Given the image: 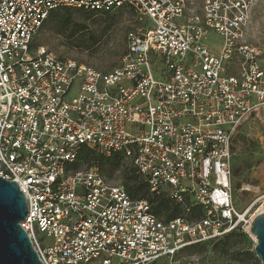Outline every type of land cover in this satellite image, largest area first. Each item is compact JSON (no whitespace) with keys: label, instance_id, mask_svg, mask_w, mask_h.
<instances>
[{"label":"built area","instance_id":"1","mask_svg":"<svg viewBox=\"0 0 264 264\" xmlns=\"http://www.w3.org/2000/svg\"><path fill=\"white\" fill-rule=\"evenodd\" d=\"M252 6L0 0V177L25 195L22 227L42 264H199L181 254L250 231L264 209L236 206L231 148L264 114V50L245 40ZM62 8H127L149 25L128 34L122 65L105 73L35 46ZM84 146L120 154L152 193L202 216L165 222L99 168L76 170Z\"/></svg>","mask_w":264,"mask_h":264},{"label":"rangeland","instance_id":"2","mask_svg":"<svg viewBox=\"0 0 264 264\" xmlns=\"http://www.w3.org/2000/svg\"><path fill=\"white\" fill-rule=\"evenodd\" d=\"M189 3L191 10L201 14L203 0H189ZM64 10L59 12L62 14ZM72 14L69 26L63 28L60 22L47 20L34 39L35 46L46 47L61 59H70L105 73L122 65L129 47L128 34L149 25L127 8L109 14L86 11ZM249 24L245 31L246 42L264 50V0H253ZM237 133L231 148L234 202L239 210L249 209L250 215H254L264 209V114L261 118L253 116L246 120ZM120 161L117 168L109 164L97 166L79 163L75 169L83 171L99 168L109 183L132 186L127 176L134 169L130 162L123 159ZM171 213L172 210L169 215ZM162 214L163 219H166L168 214ZM181 216L191 219V215ZM234 241L238 243L236 246H233ZM226 242L230 245L226 246ZM256 245L249 231L246 236L229 240L225 236L207 244L196 245L184 251L181 258L196 259L199 264H261L254 254Z\"/></svg>","mask_w":264,"mask_h":264},{"label":"water","instance_id":"3","mask_svg":"<svg viewBox=\"0 0 264 264\" xmlns=\"http://www.w3.org/2000/svg\"><path fill=\"white\" fill-rule=\"evenodd\" d=\"M27 214L23 191L15 182L0 177V264H42L22 227ZM250 233L257 242L254 254L264 264V213L253 219Z\"/></svg>","mask_w":264,"mask_h":264},{"label":"trees","instance_id":"4","mask_svg":"<svg viewBox=\"0 0 264 264\" xmlns=\"http://www.w3.org/2000/svg\"><path fill=\"white\" fill-rule=\"evenodd\" d=\"M63 9V8H62ZM60 9V10H62ZM81 9H72V8H65L64 12L61 14L59 10H54L49 13L48 22H60L61 28L69 26L72 17L73 12H82ZM101 14V13H100ZM62 15V17H61ZM47 22V21H46ZM45 22V23H46ZM45 25V24H44ZM78 160L75 164V166L79 163H87V164H93V165H99L103 166L104 164H109L113 168H117L120 163L121 159L123 157L120 154H113L111 157H107L103 154H97L96 151L84 146L79 151ZM124 160V159H123ZM131 167L134 169L131 171V174L127 176V180L129 181L132 186H126L125 189L129 196L136 199H148L152 205H153V213L156 214L161 220L163 219L162 213L168 214L166 216V219H163L165 222H170L175 219H178V217H181L183 215V208L180 205H176L172 203L168 198L165 197V195H157L156 193H152L149 187V184L144 181L137 173V170L131 165ZM172 210L171 215H169V212ZM191 220L195 218H200L202 216L200 207L196 206L192 210ZM246 236V233L241 232L240 235H238L237 232H233L231 234L226 235L228 238L233 237H241ZM226 246H229L230 243L226 242ZM233 246H236L237 242H232ZM250 256V255H249Z\"/></svg>","mask_w":264,"mask_h":264}]
</instances>
